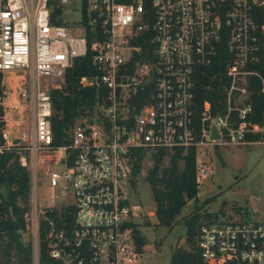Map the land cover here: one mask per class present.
<instances>
[{
	"label": "built area",
	"instance_id": "built-area-1",
	"mask_svg": "<svg viewBox=\"0 0 264 264\" xmlns=\"http://www.w3.org/2000/svg\"><path fill=\"white\" fill-rule=\"evenodd\" d=\"M48 1L30 0L31 14L27 0H0V155L26 151L33 158L54 157L46 178L51 190H60L42 206L37 176H30L33 196L24 221L36 242L31 264H39L42 220L48 256L55 262L137 264L142 254L133 235L143 213L131 203L127 187L132 154L194 150L200 185L211 174L201 150L244 146L251 144L248 135H264V125L250 121L248 102L250 77L260 79L264 93V77L254 69L264 67V0H93L89 24H99L103 40L92 61L97 75L82 77L79 84L102 87L107 94L93 116L68 129L70 143L61 147L53 146L52 101L39 84L64 83L75 60L87 56L88 41L81 26L78 31L51 24ZM220 54L227 63L226 111L212 117L205 102L199 128L198 77ZM20 73L36 81L32 97L22 102L12 86ZM27 101L29 140L18 121ZM212 127L219 140L211 139ZM20 162L27 166L25 158ZM55 212L59 223L48 215ZM197 251L202 264H264V222L204 223Z\"/></svg>",
	"mask_w": 264,
	"mask_h": 264
},
{
	"label": "trees",
	"instance_id": "trees-1",
	"mask_svg": "<svg viewBox=\"0 0 264 264\" xmlns=\"http://www.w3.org/2000/svg\"><path fill=\"white\" fill-rule=\"evenodd\" d=\"M48 9L50 10L51 24L67 25L62 23L63 11L58 1L49 0ZM92 17L88 14L87 2L85 1L81 20L75 25L85 29L88 41L87 56L75 60L73 67L66 71L63 88L50 93L53 108L51 125L54 147L68 146L70 143L68 129L81 119L93 116L94 109L102 104L103 98L107 94L102 87L83 88L79 84L82 77H95L97 75L92 61L96 54V45L103 40V36L98 23L89 24ZM226 65L224 55L220 54L214 65L202 69V74L198 77L196 97L194 98V122L199 128L205 102L211 105L212 117L223 115L226 111L225 90L227 82L224 78ZM254 69L264 77V67L258 65ZM261 89L260 79L250 77L248 81V102L252 106L250 121L259 126L264 125V93H261ZM246 140L249 143H256L264 140V135H248ZM166 155L161 151L151 153L154 166L148 171L145 181L151 188L155 202L156 227L171 231L187 203L196 200L199 190L196 183V152L191 150L187 155L177 152L170 157L169 165L164 167L160 164ZM144 156L145 152L143 151H136L131 156L127 175L129 188H135L137 185ZM29 194L30 177L28 172L20 167L18 156L15 153L0 155V235L5 233L11 242L10 246H16V260L11 262L12 264L32 263L31 244L20 242V234L25 229L24 214L28 210ZM19 203L25 207L19 206ZM48 215L56 223L60 222L57 212ZM61 215L72 221V216H67L65 213H61ZM198 218L191 217L185 221L188 248L174 250L170 264H202L197 251V236L202 225ZM214 218L217 216L209 215L206 217L209 223ZM46 229L47 222L42 220L39 230V264H61L48 256L45 242ZM133 236L136 251L142 254L143 248L146 246V239L141 234L139 226L135 227ZM0 264H10V259L5 263L0 262Z\"/></svg>",
	"mask_w": 264,
	"mask_h": 264
},
{
	"label": "rangeland",
	"instance_id": "rangeland-1",
	"mask_svg": "<svg viewBox=\"0 0 264 264\" xmlns=\"http://www.w3.org/2000/svg\"><path fill=\"white\" fill-rule=\"evenodd\" d=\"M85 1L87 2V9H89L93 0H70L68 4L62 5V23L79 31L80 27L75 24L81 20ZM27 2L28 9L33 14L34 9L30 5V0ZM17 76L18 82H14L12 86L16 96L22 102L25 97H32L31 87L35 85L36 81L28 73H20ZM64 84L65 81L63 83L59 80H48L41 81L39 85L41 90L50 95L52 91L62 89ZM19 120L21 121L22 136L29 140L31 130L29 101L23 106L21 115L18 117ZM10 134L12 136L17 135L14 132H10ZM200 152L204 154V159L209 162L211 174L208 179L198 185L199 193L196 200L187 203L171 231L156 227L155 202L151 188L145 181L148 171L154 166L151 153H145L136 187L129 188L130 185L127 181L131 203L139 204L143 213L138 226L146 239V246L143 248L142 256L137 264H170L174 250L188 248L184 223L191 217H199L198 220L202 224L209 223L206 219L209 215H216L217 218L211 222L218 223L247 222L256 224L264 222V140L239 147H205ZM15 155L18 156L20 167L28 172L29 177L32 176V173L36 174L38 181L36 191L40 204L42 206L50 205V197L60 192L59 189L51 190L46 178V171L52 168L50 163L54 157L38 156L33 158L26 151H21L20 155ZM173 155L167 154L160 165L167 167L170 157ZM21 157L26 159L27 166L21 165ZM32 196L33 187L30 177V194L26 212L28 214L31 211ZM19 206L23 207L24 205L19 203ZM20 242L31 244L32 254L34 253L36 242L29 222H25V229L20 234ZM10 244L8 236L2 233L0 235V262L2 263L10 259V264H12L11 262L16 260V246L11 247Z\"/></svg>",
	"mask_w": 264,
	"mask_h": 264
},
{
	"label": "water",
	"instance_id": "water-1",
	"mask_svg": "<svg viewBox=\"0 0 264 264\" xmlns=\"http://www.w3.org/2000/svg\"><path fill=\"white\" fill-rule=\"evenodd\" d=\"M211 139L212 140H219V134H218V131L215 127H212V129H211Z\"/></svg>",
	"mask_w": 264,
	"mask_h": 264
}]
</instances>
